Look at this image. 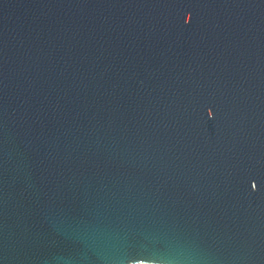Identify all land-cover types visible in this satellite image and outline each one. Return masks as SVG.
I'll list each match as a JSON object with an SVG mask.
<instances>
[{
	"label": "water",
	"instance_id": "obj_1",
	"mask_svg": "<svg viewBox=\"0 0 264 264\" xmlns=\"http://www.w3.org/2000/svg\"><path fill=\"white\" fill-rule=\"evenodd\" d=\"M264 264V0H0V264Z\"/></svg>",
	"mask_w": 264,
	"mask_h": 264
},
{
	"label": "built area",
	"instance_id": "obj_2",
	"mask_svg": "<svg viewBox=\"0 0 264 264\" xmlns=\"http://www.w3.org/2000/svg\"><path fill=\"white\" fill-rule=\"evenodd\" d=\"M140 264H147V263H140Z\"/></svg>",
	"mask_w": 264,
	"mask_h": 264
}]
</instances>
